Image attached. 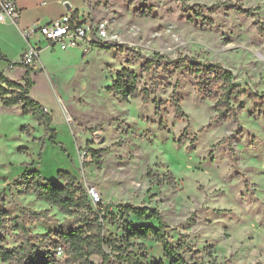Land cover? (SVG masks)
I'll return each instance as SVG.
<instances>
[{
	"label": "rangeland",
	"instance_id": "rangeland-1",
	"mask_svg": "<svg viewBox=\"0 0 264 264\" xmlns=\"http://www.w3.org/2000/svg\"><path fill=\"white\" fill-rule=\"evenodd\" d=\"M86 1L89 18L114 34L105 47L91 44L70 58L73 50L51 51L39 39L40 64L19 56L5 71L15 80L32 79L29 94L51 112L58 145L30 112L0 98V209L7 217L22 208L48 209L55 220L24 219L35 246L52 249V233L69 216L32 192H19L13 182L28 165L48 179L68 171L100 191L106 237L144 243L145 249L127 246L142 264L168 261L152 236H125L114 218L121 216L120 202L157 208L184 264H264V0ZM141 6L147 14L136 13ZM239 7L254 10L243 14ZM120 44L147 56L159 52L169 62L143 69L144 58L129 62ZM210 63L231 72L243 90L232 95L233 108L222 119L216 118V98L200 88L212 76ZM122 67L149 90L146 100L142 94L123 99L108 89ZM23 125L33 127L30 134ZM39 137L43 147L35 143ZM83 149L88 155L81 160ZM2 235L8 246L21 241L10 223ZM55 256L64 264L63 253ZM91 259L101 264L99 256ZM104 264L133 263L111 256Z\"/></svg>",
	"mask_w": 264,
	"mask_h": 264
},
{
	"label": "trees",
	"instance_id": "trees-1",
	"mask_svg": "<svg viewBox=\"0 0 264 264\" xmlns=\"http://www.w3.org/2000/svg\"><path fill=\"white\" fill-rule=\"evenodd\" d=\"M238 10L243 14H252L254 9L239 7ZM147 12V8L143 6L136 11L138 14H147ZM118 49L126 51L129 62L144 58L143 69H152L153 64L161 59L169 62V59L159 52L147 56L127 44H120ZM0 56L4 58L2 55ZM208 69L211 70L212 76L207 83H202L200 88L216 98L215 106L218 112L216 118L222 119L233 108L231 104L232 95L241 94L243 90L239 84L234 83L233 74L223 69L219 64L210 63ZM32 84L28 75L24 79V83H20L7 78L0 71L1 102L5 106L19 104L23 114L30 112L34 119L45 127V133H50V139L53 141L55 130L50 127L52 115L43 104L29 95V89ZM108 89L114 95L123 99L142 94V98L146 100L149 92L147 89L138 87L137 74L127 67H122L117 72L116 78ZM262 110L264 112V103L262 104ZM32 129L33 127L30 125L22 126V130L28 134H30ZM34 139L41 140V137ZM28 166L13 182L15 185H20L19 192H32L37 198L55 205L69 217L64 219L59 229L52 233L56 237L52 249L42 252L31 241L30 229L26 226L24 216H28L30 220H55L49 210L46 208H22L19 215L7 217V214L0 209L1 261H5L7 264H60L55 256L57 248L60 247L64 264H94L91 259L92 256H99L101 264H104L111 256H116L133 264H142L129 256L127 246L137 244L140 248L145 249L144 243H131L128 245V243H122L121 240L115 237H106L103 234L102 221L105 217L101 214L103 208L100 206L92 207L85 187L76 182L75 176L68 171H59L57 179H48L43 177L38 170L28 169ZM116 207L121 216L117 217L114 214V218L121 220L123 231L127 238L146 239L148 236H152L157 243L161 244L164 258L168 261L167 264H184V260L177 252V248L173 247L167 239L165 230L167 225L162 213L157 208L147 205H135L129 202H120ZM128 215H133L137 219H155L157 224L133 225L124 218ZM100 217L102 220H99ZM9 223L18 230L21 240L19 244L14 246H8L5 237L2 235ZM45 236L48 237L47 234ZM147 264L165 263L160 258L153 263ZM193 264L222 263L197 260Z\"/></svg>",
	"mask_w": 264,
	"mask_h": 264
},
{
	"label": "built area",
	"instance_id": "built-area-1",
	"mask_svg": "<svg viewBox=\"0 0 264 264\" xmlns=\"http://www.w3.org/2000/svg\"><path fill=\"white\" fill-rule=\"evenodd\" d=\"M19 14L20 8L14 0H0V22H10L18 27ZM19 31L26 41H29L32 35L39 34L48 45H58L62 50L69 47L85 48L91 44L106 46L107 42L114 38V34L108 30L106 23L94 22L87 17L78 19L71 14L61 15L38 27L19 28ZM39 51L40 47L29 43L28 49L20 55V58L24 63L33 64L37 62ZM87 155L88 149H83L80 159H86ZM85 189L92 207L100 206L102 196L98 188L90 184L85 186ZM99 220L102 218L100 217ZM56 252L61 254V248L58 247Z\"/></svg>",
	"mask_w": 264,
	"mask_h": 264
},
{
	"label": "crops",
	"instance_id": "crops-1",
	"mask_svg": "<svg viewBox=\"0 0 264 264\" xmlns=\"http://www.w3.org/2000/svg\"><path fill=\"white\" fill-rule=\"evenodd\" d=\"M14 1H15L16 5L20 8V14H19L18 21H17L18 27L20 29H27L30 27H38L39 25L45 24V23H47V22H49V21H51V20H53V19H55L61 15H65V14H71L78 19H82L85 17L89 18V16H88L89 12L88 11L84 12L88 7L86 0H14ZM66 3H68L70 5V8L66 7ZM78 11H80V12L76 14V12H78ZM89 19L92 21L91 18H89ZM18 27L15 26L13 23H10V22H0V55H2L4 57V58H1V56H0V71L7 78H9L11 80H15V79H12L10 76L5 74V71H7L8 69H10V70L14 69V68H11V64L15 62V59L18 58L25 50L28 49L29 43H32V44L36 45L37 47H40L39 45L41 43H43V42H41L40 44L37 45L38 40L43 39V38L42 37L39 38L38 35H36V34L32 35L29 38V41H26L22 37L21 33L18 31L19 30ZM43 41L45 43H47V41L45 39H43ZM46 46L51 51L56 50L55 47H57V49L63 53H68L69 50H73V53H72V55H70V58L75 57L78 53H80V49H82L81 47H69L65 50H62L58 47V45H48L47 44ZM40 49H41V47H40ZM4 51H6V52H4ZM39 61H41V60L39 59V56H38L37 62L40 64ZM24 79H25V76H22L20 80L17 79L15 81L20 82V83H24ZM31 81H32V79H31ZM32 83H33V81H32ZM32 86H33V84H32ZM32 86L30 87L29 91L32 89ZM29 95L35 100V98L31 94H29ZM36 101H38V100H36ZM39 103H41V102H39ZM44 107L47 108L46 106H44ZM47 110L49 111L48 108H47ZM35 121H37V120H35ZM37 123H38V121H37ZM40 126H42V125H40ZM43 141L44 140H42V141L37 140L35 143L39 147H43L44 146ZM53 141H54L55 145H58L57 144L58 142L55 139H53ZM23 168L24 167H19L20 170L18 169V171H22Z\"/></svg>",
	"mask_w": 264,
	"mask_h": 264
},
{
	"label": "water",
	"instance_id": "water-1",
	"mask_svg": "<svg viewBox=\"0 0 264 264\" xmlns=\"http://www.w3.org/2000/svg\"><path fill=\"white\" fill-rule=\"evenodd\" d=\"M66 7H67V8H70V5H69L68 3H66Z\"/></svg>",
	"mask_w": 264,
	"mask_h": 264
}]
</instances>
